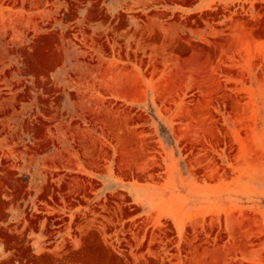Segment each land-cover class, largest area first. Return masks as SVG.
<instances>
[{
  "label": "rangeland",
  "instance_id": "1",
  "mask_svg": "<svg viewBox=\"0 0 264 264\" xmlns=\"http://www.w3.org/2000/svg\"><path fill=\"white\" fill-rule=\"evenodd\" d=\"M0 264H264V0H0Z\"/></svg>",
  "mask_w": 264,
  "mask_h": 264
},
{
  "label": "bare ground",
  "instance_id": "2",
  "mask_svg": "<svg viewBox=\"0 0 264 264\" xmlns=\"http://www.w3.org/2000/svg\"><path fill=\"white\" fill-rule=\"evenodd\" d=\"M171 46V45H170ZM177 47V46H176ZM175 48V47H174ZM173 49V48H172Z\"/></svg>",
  "mask_w": 264,
  "mask_h": 264
}]
</instances>
